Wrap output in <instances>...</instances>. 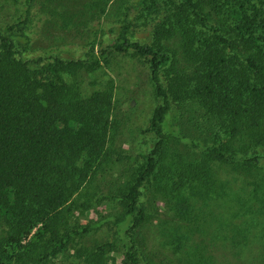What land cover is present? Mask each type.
I'll list each match as a JSON object with an SVG mask.
<instances>
[{
  "label": "trees",
  "instance_id": "obj_1",
  "mask_svg": "<svg viewBox=\"0 0 264 264\" xmlns=\"http://www.w3.org/2000/svg\"><path fill=\"white\" fill-rule=\"evenodd\" d=\"M35 2L25 0L30 9ZM120 3L122 12L101 23L110 44H92L84 59L36 54L27 23L0 25V264H175L149 251L151 232L177 250L200 235L184 264H232L262 237L241 232L237 194L228 191L239 175L264 185V0ZM178 55L194 67L192 79L173 77ZM118 57L148 70L157 101L142 131L150 144L139 161L122 156L132 164L125 181L91 197L115 154L114 87L90 91L77 78ZM188 103L209 135L174 126V108ZM160 193L175 201L165 218ZM103 203L113 212L81 223ZM99 232L104 238L91 241ZM215 237L225 247L219 257Z\"/></svg>",
  "mask_w": 264,
  "mask_h": 264
},
{
  "label": "rangeland",
  "instance_id": "obj_2",
  "mask_svg": "<svg viewBox=\"0 0 264 264\" xmlns=\"http://www.w3.org/2000/svg\"><path fill=\"white\" fill-rule=\"evenodd\" d=\"M120 1L36 0L30 9L25 0H0V25L27 23L32 39L30 47L35 50L36 54L45 55V52H48L50 53L47 54L48 56L56 53L65 59H84L92 44L97 45L99 51L110 44L109 41H103L109 38L104 35L109 30L107 28L103 30L101 23L106 16L116 18L122 12L123 5ZM100 19L101 21H99ZM110 26L112 27V25ZM171 45L176 48L178 42L172 41ZM176 50L179 51V48ZM36 54L34 55L36 56ZM179 55L180 64L174 69L173 75L179 73L181 78L192 79L195 75L194 67L186 64ZM81 78L90 91L114 87L115 97L113 118L116 122V139L111 144V149L115 154L112 155L109 164L105 165L104 170L99 173L98 178L94 181L95 189L90 191L92 197L98 194L99 189H108L117 184V181H125L132 164L123 160L122 156L129 154L136 160H141L140 154L147 150V145L150 144L148 137L142 135V131L147 127L157 101L154 97L147 68L142 62L131 57H118L113 61L111 67L104 69L103 72L101 71L96 75L83 74L77 79L81 81ZM190 104L192 103L186 104L181 109L177 106L174 108L172 118L174 126L191 138L209 135L213 129L206 127L208 123L202 116H199L202 115V112H197L198 107ZM183 108L186 111H183ZM239 176L241 181H237L232 190L228 192H231L232 195L237 194L236 204H239L240 230L241 232L247 231L251 235L259 233L262 237L257 244L249 245L247 250H244V255L240 257L239 261L233 259L232 262L234 264H264V260L260 257V253L264 251V185L256 189V186L250 183L251 180H248L246 176ZM226 196L227 199L229 196ZM224 199H215V201L218 205ZM164 201H168V204ZM208 202L212 205L213 200L209 199ZM245 202L247 203L244 204ZM174 205V199H168L163 194H159L156 208L163 216H161L162 218H165L164 216L167 214H174L172 211ZM197 205H200V202H197ZM214 210L215 212H225L224 208H219V210L214 208ZM112 212L113 210L109 205L99 204L83 216L85 218L80 221L81 223H87V220L97 221L102 215H109ZM157 225L158 223H155L154 227L156 228ZM113 232L115 233L114 230ZM157 232L158 229L156 228ZM149 237V251H153V254H156L162 262H167V259L171 257L175 264H184L183 259H180L183 258L182 255L186 257L187 251H193L192 249L202 246L200 235L195 236L191 242L186 241L187 243H184L181 250H177L176 246L170 243V240L164 238V234H160L158 239H154L151 232ZM103 238V232H99L90 240L98 242ZM214 239L217 241L214 246H211V252L218 257L224 255L223 241L218 240L217 237ZM152 240H156L157 244ZM210 240H212L211 235L207 237L208 249ZM207 248L202 249L206 251V254ZM174 253L178 255L173 256Z\"/></svg>",
  "mask_w": 264,
  "mask_h": 264
}]
</instances>
